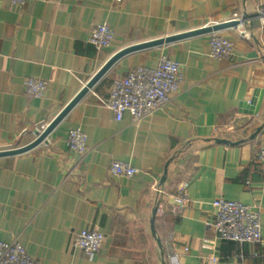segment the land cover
Segmentation results:
<instances>
[{"label": "crops", "instance_id": "1", "mask_svg": "<svg viewBox=\"0 0 264 264\" xmlns=\"http://www.w3.org/2000/svg\"><path fill=\"white\" fill-rule=\"evenodd\" d=\"M262 10L264 0H28L24 7L0 0V152L34 141L35 130L49 125L122 49L242 18L237 28L216 33L232 43L230 59L209 56L212 34L131 54L45 143L1 157L0 241L19 239L38 264H160L151 233L156 211L165 264H264V236L256 246L221 241L212 207L224 198L256 208L264 235V179L255 157L264 143ZM98 25L114 33L102 52L89 44ZM164 56L182 67L180 90L141 124L129 115L117 122L103 105L113 81L140 66L154 68ZM31 77L47 81L43 98L27 96ZM257 91L263 92L259 113L241 112ZM74 129L87 136L83 157L67 147ZM113 162L142 172L112 178ZM184 183L189 203L180 207L175 198ZM81 231L105 236L93 259L73 246Z\"/></svg>", "mask_w": 264, "mask_h": 264}, {"label": "built area", "instance_id": "2", "mask_svg": "<svg viewBox=\"0 0 264 264\" xmlns=\"http://www.w3.org/2000/svg\"><path fill=\"white\" fill-rule=\"evenodd\" d=\"M14 5L24 7L28 0H11ZM261 31L264 33V11L259 12ZM241 17L234 15L231 21H241ZM239 36L246 38L245 31ZM114 43V33L108 25H98L93 28L89 37V44L98 52H102ZM233 55V45L230 41L212 34L209 56L216 60H228ZM184 82L182 67L179 63L164 56L154 68L138 67L131 70L127 76L113 81L110 97L103 101L117 122H121L125 115L131 117L134 125L141 124L154 113L164 110L170 103V96L177 93ZM48 90L47 81L39 78H29L25 82V92L31 99L43 98ZM48 125H41L35 132V138ZM67 147L81 157L88 152L87 136L80 129L71 130L67 137ZM256 160L261 165L264 179V143L256 151ZM142 171L134 168L130 163L113 162L109 167L112 178L133 179ZM190 185L184 183L180 194L175 198L180 207L189 203L188 191ZM163 194L160 189H155ZM216 211V221L213 231L221 241L256 246L262 243L263 231L260 211L254 207L245 206L239 202L228 201L224 198L216 199L212 204ZM105 236L98 232L81 231L74 235L73 246L80 249L93 259L103 249ZM217 263V259H212ZM0 264H38L27 252L23 243L15 239L10 243L0 241Z\"/></svg>", "mask_w": 264, "mask_h": 264}, {"label": "water", "instance_id": "3", "mask_svg": "<svg viewBox=\"0 0 264 264\" xmlns=\"http://www.w3.org/2000/svg\"><path fill=\"white\" fill-rule=\"evenodd\" d=\"M239 25H240L239 21H228V22L217 24V25H212L210 27H205L203 29H199V30H195V31H191V32H187V33H183L179 35L169 36L166 38L157 39L154 41L141 43L138 45H133L125 49H122L121 51L116 53L114 56H112L103 65V67L92 77V79L86 84L85 87H83V89L79 92V94L62 110V112L47 126V128L41 134L37 135L34 141L18 149L1 151L0 158L22 155V154H25L33 150L34 148L38 147L42 143H45L48 137L65 120V118L70 114V112L84 99V97L97 85V83L123 58L131 54L140 52V51L158 48V47H162L165 45H170V44L184 41L187 39H191L194 37L218 33V32L231 29V28H237ZM262 101H263V92L257 91L254 95V98L252 99L250 103H243L241 105V109H242L241 112L247 115H250V116H256L260 111ZM219 142L222 144L227 143L224 141H219ZM155 217H156V211H154L153 213V219L151 222V233L154 239L156 240L157 246L159 248L160 257H161L160 264H165L162 244L159 238L157 237L156 230H155Z\"/></svg>", "mask_w": 264, "mask_h": 264}]
</instances>
